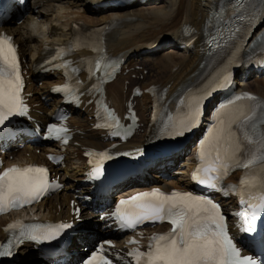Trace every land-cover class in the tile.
<instances>
[{"label": "snow or ice", "instance_id": "1", "mask_svg": "<svg viewBox=\"0 0 264 264\" xmlns=\"http://www.w3.org/2000/svg\"><path fill=\"white\" fill-rule=\"evenodd\" d=\"M18 3L22 5L25 0H18ZM261 4L264 5V0H261ZM240 7L244 5L241 4ZM223 13L224 9L221 8L219 13L213 11L212 15L222 19ZM245 18L241 16V19ZM248 18L254 19V17ZM238 31L239 29H229L228 38L234 37ZM60 54H64L63 49L60 50ZM95 67L99 70L100 61H97ZM230 84L231 71L230 68L225 67L214 82L189 98L183 118L165 130L166 139L176 142L192 132L203 115L204 102L214 91L226 89ZM23 90L24 80L18 46L12 36L6 33L0 34V128L6 127L18 116L27 115L28 105L24 101ZM242 99L253 103L235 107L236 102ZM257 109L260 110V121L264 123V102L250 93L237 96L235 101L229 102V105H221L217 108L215 123L209 129V135L200 142L199 166L191 177L194 182L207 190L222 191L224 187L222 182L231 169L234 167L249 169L257 160L264 161V133L258 132L257 122L254 119ZM108 116L112 123L106 126L114 129L111 134L127 136L131 129H125L113 112L109 111ZM237 124L239 132L233 128V125ZM47 132L49 138L60 140L67 134L68 129L51 124L47 126ZM241 133L243 141H247L249 145H259L257 152H260V155L246 148L241 140ZM153 147L164 152L170 150L173 145L158 142ZM244 150L249 151L250 157L242 162L240 157ZM137 153L142 154L140 149H137ZM97 155L100 160L94 163L88 174L89 178L94 180H99L105 175L104 161L112 158L107 151ZM57 186L50 183L49 169L45 166L8 167L0 171V211L34 203L45 196L51 188ZM227 187L234 189L236 186ZM256 187V181L247 175L240 180L238 203L244 206V210L237 213L240 223L236 227L253 241L260 236V243L264 244V236L260 235L258 228V224L264 223V178L259 182L258 194L254 195L252 189ZM112 216L116 218L122 229H136L145 223L167 222L171 225L170 231L153 235L147 251L132 249L127 253L135 264H264V260L253 259L252 256L242 253L234 237L230 235L228 217L221 204L209 195L180 190L166 193L154 189L121 199L116 204ZM74 227L75 225L70 223L10 224L8 226L10 230L19 228L20 233L19 236L13 235L6 244H0V260L15 258L25 241L37 244L50 243L57 241L65 231ZM82 227L87 228V225L84 224ZM131 242L137 243L135 239ZM105 245L111 247L112 243L97 242L85 253L80 264H113V260L106 254Z\"/></svg>", "mask_w": 264, "mask_h": 264}, {"label": "bare ground", "instance_id": "2", "mask_svg": "<svg viewBox=\"0 0 264 264\" xmlns=\"http://www.w3.org/2000/svg\"><path fill=\"white\" fill-rule=\"evenodd\" d=\"M104 1L107 0H31L24 19L5 23L0 27V31L5 30L13 35L20 45L22 58L30 74L27 91L31 92L32 113L39 121L44 122L50 113L62 105L61 99L52 93L53 86L61 82L59 75L57 78L53 75L38 78L34 70L43 59L44 49L56 44L64 45L78 40L80 32L77 31V26H80L84 31H89L108 22L113 23L115 26L106 37L108 51L113 56L122 54L128 59L122 73L108 85L107 95L112 104L124 113L127 110L126 103L133 93V88L139 86L144 90L142 96L133 98V101L137 102L136 108L145 126L142 132H138L131 141L124 145L125 148H132L142 145L153 129L148 126L151 114L149 88L151 85H157L173 95L187 81L195 79L201 70L203 60L201 50L206 47L204 44L206 37L198 39L195 43L197 46L195 50L175 49L164 57H162L163 48L156 49V47L168 40L173 41L178 47L190 29L203 32L220 0H146L145 2L137 0L134 4L140 3L134 8L131 7L132 5L128 8H117L112 5L98 8L97 5ZM33 17H39L40 20L50 25L47 42L28 31L27 23ZM146 49H149L150 52L141 54ZM87 54H90V51L83 49L78 52L77 56ZM241 84L243 83H239V85ZM243 89L255 91L264 99V77L247 81L246 87ZM84 94L86 100L92 97L91 95L87 96L86 90ZM169 106L174 108L175 100L171 101ZM93 109V104H90L82 111L81 118L76 117L78 121L73 122L72 125L77 132L65 150L64 164L53 169L56 174L60 175L66 186L60 193L35 206L33 208L35 215L51 219L69 216L71 200L79 201L78 195L87 192L81 185L86 171L87 159L84 154L89 147L104 148L110 144V142H106L101 131L93 129ZM38 110H42V113ZM36 147L31 144L19 147L18 152L14 153V159L10 160L9 157L8 161L11 163L40 161L47 164L46 153L51 148L48 146ZM52 147L56 150L61 148L59 144H54ZM35 148H41V153L38 154ZM189 158L191 155L186 156V159ZM190 164V161H185L186 167L181 169L182 175L171 174L170 180H164L159 174H156V180L152 185L160 187L168 184L174 187L190 186ZM126 186L130 188L124 194L145 187L139 182H132ZM77 189L78 191H76ZM227 205L234 208L235 202L229 200ZM91 216L95 217L94 214ZM84 221L88 225L98 223L97 219L91 222ZM3 225H5V220L1 219L0 239L5 237ZM36 255V251L27 245L19 251L17 264L38 262L35 260Z\"/></svg>", "mask_w": 264, "mask_h": 264}, {"label": "clouds", "instance_id": "3", "mask_svg": "<svg viewBox=\"0 0 264 264\" xmlns=\"http://www.w3.org/2000/svg\"><path fill=\"white\" fill-rule=\"evenodd\" d=\"M49 28L50 25L47 22L40 20L39 17H33L27 23L28 31L45 42L48 40L47 33L49 32Z\"/></svg>", "mask_w": 264, "mask_h": 264}, {"label": "rangeland", "instance_id": "4", "mask_svg": "<svg viewBox=\"0 0 264 264\" xmlns=\"http://www.w3.org/2000/svg\"><path fill=\"white\" fill-rule=\"evenodd\" d=\"M151 2H152V1H151ZM132 8H134V7H132ZM171 51L173 52L174 50H172L171 48H169V49H167V50H164V51H163V56H162V55H161V56L164 57V56L168 55V53H170ZM165 52H166V53H165ZM251 81H253V80L251 79ZM36 152H37L38 154L41 153V149H40V148L37 149Z\"/></svg>", "mask_w": 264, "mask_h": 264}]
</instances>
